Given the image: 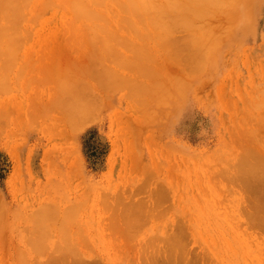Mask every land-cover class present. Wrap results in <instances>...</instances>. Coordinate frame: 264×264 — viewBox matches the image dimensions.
Masks as SVG:
<instances>
[{
  "label": "rangeland",
  "instance_id": "rangeland-1",
  "mask_svg": "<svg viewBox=\"0 0 264 264\" xmlns=\"http://www.w3.org/2000/svg\"><path fill=\"white\" fill-rule=\"evenodd\" d=\"M9 1L0 264H264V0Z\"/></svg>",
  "mask_w": 264,
  "mask_h": 264
},
{
  "label": "bare ground",
  "instance_id": "bare-ground-1",
  "mask_svg": "<svg viewBox=\"0 0 264 264\" xmlns=\"http://www.w3.org/2000/svg\"><path fill=\"white\" fill-rule=\"evenodd\" d=\"M26 2V5L24 4L23 5V3H22V5H23V7L21 6V2H20V0H19V2L20 3H18V0H16V2H15V0H12V1H9V2H12V4H15L16 6H19L20 5V8H24V7H26L27 8V0H25ZM47 0H45V1H43L42 2V4L43 3H45ZM51 1V0H50ZM81 1V0H80ZM83 1V0H82ZM90 1V0H89ZM95 1V0H94ZM130 2H129V5H130V7H131V12L132 11H137L138 9H140V10H142V11H148V12H150L151 13V18H150V20H151V22L153 23V29L156 31V32H164V33H166V31L168 30L169 31V29L171 30V28H172V26H174V27H176V26H179L180 24H181V22L183 23V22H185L186 20L183 18V16H182V14L183 13H186V12H189L190 10L189 9H182L181 8V6H179V2H175L176 0H174V1H172V0H129ZM189 1V0H188ZM221 1V0H220ZM219 1V2H220ZM14 2V3H13ZM47 2H49V0L47 1ZM71 2H75V1H71ZM87 2H88V0H87ZM178 3V4H175V3ZM202 2H205V3H207V4H210V5H212V6H216V5H218L219 3H218V0H191V3L192 4H194V5H198V4H201ZM6 3V5H7V7H8V0L7 1H4L3 2V7H5L4 6V4ZM18 5H17V4ZM39 3H40V1H39ZM38 3V4H39ZM80 3V2H79ZM77 4V3H75L76 5V7H78V6H81V5H83V4ZM95 3H97V2H95ZM157 3H158V5H157ZM159 3H160V5H159ZM31 4V3H30ZM37 4V5H38ZM55 4V3H54ZM67 6H69L68 5V3H65ZM90 4H93V2H90ZM97 4H102V3H97ZM97 4L95 5V7L97 6ZM14 5V6H15ZM57 5V4H56ZM65 5V7H67ZM73 4H71V6H72ZM32 6H34V3H33V5ZM36 6V5H35ZM74 6V5H73ZM73 6H72V8H69V7H67L68 8V10H66V11H71L72 10V12H74L75 10L77 11V9L75 8V10H73L74 8H73ZM74 6V7H75ZM90 6H92V5H90ZM125 6H127V4L125 5ZM176 6H179V7H176ZM2 7V5H0V9L2 8L3 10L6 8H3ZM94 7V6H93ZM94 7V8H95ZM14 8V9H13ZM12 9H13V11H15L16 13L18 12V11H21V9H17V11L15 10V7H13ZM25 8V9H26ZM84 8V7H83ZM127 8H128V6H127ZM126 8V9H127ZM191 8V10L194 8V7H190ZM200 8V7H199ZM12 9L10 8L9 10H11V12H12ZM79 9H81L82 10V6H81V8H79ZM90 9H91V7H90ZM90 9H89V13L88 14H86V11L84 12L83 10H82V12H81V14H80V16H82L83 17V19H82V17H81V19L80 18H78V17H74L75 15L77 16L78 14L76 13V12H74V13H76L74 16L71 14V16H73L74 17V19L76 18L77 20L78 19H80V20H84V22H85V24H84V22L82 23V22H80V20H79V22H77V20L75 21V23L77 22V23H79L80 25H85V27L87 26V23H86V21L88 22L89 21V19H91L89 22H93V23H97L98 21H99V23H100V21L102 20V18L101 17H99V15L100 14H98V16H97V13H95L96 11L94 10H92L91 9V11L93 12V14L92 13H90L91 11H90ZM96 9V8H95ZM98 9V8H97ZM137 9V10H136ZM168 9H171L172 10V12H173V10H174V12H178V13H180L181 14V16L180 15H178L180 18H177V17H174V16H177L176 14L177 13H175V15L173 16V18L172 17H170L171 19H170V21H166L165 20V18H163L162 16H160V14L159 13H162V12H166ZM195 9V8H194ZM8 10V11H9ZM124 10H125V8H124ZM128 10H130L129 8L127 9V12L128 13H130ZM139 10V12H141ZM196 11L198 10V9H195ZM180 11V12H179ZM5 12V13H4ZM3 13V15H5V14H7V12L6 11H4ZM10 12V11H9ZM8 12V13H9ZM15 12H12V14L13 13H15ZM22 12V11H21ZM71 12V13H72ZM192 12V11H191ZM195 12V11H194ZM15 13V14H16ZM95 13V14H94ZM98 13H100V12H98ZM127 13V14H128ZM143 13V12H142ZM14 15V14H13ZM79 16V15H78ZM73 17H71V18H73ZM134 17V16H133ZM101 18V19H100ZM138 19H136V16H135V19L136 20H139V17H137ZM129 19V18H128ZM127 19V20H128ZM22 20H23V18H22ZM169 20V19H168ZM71 21H73L74 22V20H72L71 19ZM103 21V20H102ZM123 22V24H125V25H127L126 24V20L124 21V19L122 20ZM140 21V20H139ZM16 22H18V19L16 20ZM21 22V21H20ZM92 22L91 23H89V27H90V25L92 26ZM127 22H130V19H129V21H127ZM141 22V21H140ZM18 24V26L17 27H19V23H17ZM105 23H103V24H101L102 26V28L104 27L105 28V25H104ZM130 24V23H129ZM131 25V24H130ZM129 25V26H130ZM79 26V25H78ZM9 27V29L11 28V26H8ZM101 27H97V26H95V27H93L94 29L92 30V27L91 28H89V29H91V30H89V29H87V27H86V29H87V31L86 32H90L91 31V33L93 32V34L94 33H96V32H109L108 30V28L106 29L105 28V30H103ZM20 28V27H19ZM18 28V29H19ZM18 29H17V31H18ZM85 29V28H84ZM85 29V30H86ZM21 30H23L22 28H21ZM82 30H83V28H82ZM85 30H83V31H85ZM95 30V31H94ZM7 31V29H5V32ZM9 31V30H8ZM7 31V32H8ZM172 31V30H171ZM19 32V31H18ZM168 33V32H167ZM165 34V35H167L168 36V34ZM91 35V34H90ZM95 35H97V34H95ZM111 37V36H110ZM106 38L107 37H105V40H106ZM113 38V37H112ZM111 38V39H112ZM114 39V38H113ZM91 40H93V39H91ZM114 40H116V39H114ZM169 40V39H168ZM111 41V40H110ZM104 39H103V42H101V43H103V44H101V43H99V44H101V45H105L104 44ZM115 43H116V41H114ZM169 42V41H168ZM91 45H94V46H97V44H92L93 43V41H90L89 42ZM112 43V42H111ZM106 46H110V45H105V46H97V47H102V48H104V47H106ZM176 48H180V47H177L176 46ZM183 50H185V49H183ZM135 54H137L138 53V51H136L135 50ZM137 55H139V54H137ZM70 86V85H69ZM71 87V86H70ZM70 89V88H69ZM72 89V88H71ZM73 92V91H72ZM71 93V92H70ZM70 96H72V99H74L75 98V96H77V94L76 95H74V94H69ZM73 96H74V98H73ZM71 99V100H72ZM75 100H77V99H75ZM68 101H70V100H68ZM67 102V101H66ZM71 109V111L72 112H74V113H76V112H79L80 110H81V105L79 104V103H71L70 104V107H69V102H68V108H67V110L68 109ZM69 109V110H70ZM258 159H260V158H258ZM253 160V159H252ZM245 161V160H244ZM249 161L250 160H248V163H249ZM246 162V161H245ZM244 162V163H245ZM250 162H252V161H250ZM243 163V162H242ZM244 163H243V165H244ZM258 163L257 161L256 162H253V165H251V167H250V170H251V172H253V170H254V167H255V169L256 170H258L259 171V166H257L256 164ZM252 164V163H251ZM246 170H247V168H246ZM250 170H248V171H250ZM257 173V172H256ZM259 173H260V171H259ZM260 204V203H259ZM257 205V204H256ZM261 206H262V204H261ZM170 245H172L173 247H174V243H171ZM172 246H169V248L167 247V252H168V254H169V251L172 249L173 250V247ZM171 248V249H170ZM175 248V247H174ZM169 250V251H168ZM174 251V250H173ZM166 252V253H167ZM171 252V251H170ZM182 253V252H181ZM176 254V253H175ZM166 254H164V256H165ZM178 259H179V256H178ZM163 260H165V258H163ZM180 260V259H179ZM76 262H78V260L76 261L75 260V263L74 264H76ZM77 264H81L80 263V261H79V263H77Z\"/></svg>",
  "mask_w": 264,
  "mask_h": 264
}]
</instances>
